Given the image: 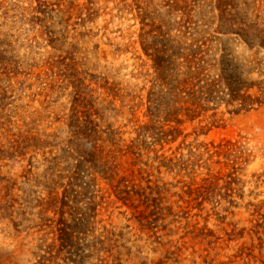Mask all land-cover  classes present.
Listing matches in <instances>:
<instances>
[{
  "label": "rangeland",
  "instance_id": "obj_1",
  "mask_svg": "<svg viewBox=\"0 0 264 264\" xmlns=\"http://www.w3.org/2000/svg\"><path fill=\"white\" fill-rule=\"evenodd\" d=\"M242 1L227 15L263 25L264 0L247 18ZM3 2L0 264H264V105L210 102L171 144L140 131L158 121L154 47L202 39L264 78V50L218 32L215 0ZM224 139L248 162L209 159L203 144Z\"/></svg>",
  "mask_w": 264,
  "mask_h": 264
},
{
  "label": "trees",
  "instance_id": "obj_2",
  "mask_svg": "<svg viewBox=\"0 0 264 264\" xmlns=\"http://www.w3.org/2000/svg\"><path fill=\"white\" fill-rule=\"evenodd\" d=\"M242 2L245 4V7H242L243 15L247 18L246 12L249 11L250 6H256V0ZM233 4L235 0H215L214 9L218 10V17L222 22L218 32L241 36L248 49H255V53L264 50V24L261 25L255 19L256 13H254L255 20L248 23L243 19H237L236 14L227 15L228 7L234 8ZM4 7L3 0H0V17L3 18L6 14L2 11ZM1 42L0 40V45ZM163 49L164 47L161 49L154 47L155 51L150 55L151 65L158 80V90L152 92V99L149 96L148 100L156 103L149 114L158 118V121L154 123L151 119L150 123L140 126V131L149 134L157 143L163 145V143L176 142L181 135L178 125L184 121L183 117L194 120L201 114L200 107L205 111L209 108L210 102L238 104V111L264 105V78L248 77L255 71L253 64L256 62L255 58L247 59L248 57L244 56L242 57L245 59L244 62L236 64L225 59L224 54L217 57V52L205 56L204 41L197 38L186 52L179 50L177 45H174L170 54L165 53ZM6 52L0 49V70H4L9 60H12L6 56ZM259 74L264 75V71H259ZM212 124L216 126L215 123ZM209 129L211 127L207 128ZM203 133L206 134L208 131ZM203 148L209 159L216 156V162L219 163L220 157H223L226 164L230 163L233 167L237 163L248 162L252 154V149L247 143L240 140L224 139L216 143L210 141L204 143ZM163 162L161 166L168 170L177 168V172L184 165V162L173 156L165 157ZM203 166L210 169L206 163ZM191 190L192 188H189V191Z\"/></svg>",
  "mask_w": 264,
  "mask_h": 264
}]
</instances>
